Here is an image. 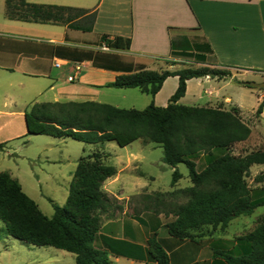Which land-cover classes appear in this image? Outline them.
Segmentation results:
<instances>
[{
    "label": "crops",
    "instance_id": "0c3cea01",
    "mask_svg": "<svg viewBox=\"0 0 264 264\" xmlns=\"http://www.w3.org/2000/svg\"><path fill=\"white\" fill-rule=\"evenodd\" d=\"M26 1L97 9V16L90 31L63 23L22 21L8 18L6 0H0V142L5 144L25 131L15 125V119L25 117V112L30 110L19 107L21 97H29L32 104L39 102L36 101L39 96L51 94L52 100L48 101L95 100L117 106L110 99L118 98L120 93L116 90H127L110 86L118 75L143 68L166 69L164 60L171 58L174 52L193 53L199 48L200 63L228 69L232 74V78L206 75L189 79L186 93L178 101L183 105L226 110L237 107L244 120L245 86L258 87L235 83L246 81L243 76L249 74L261 75L264 80V70H261L264 69V0ZM103 36L108 40L115 36L131 38V46L128 49L110 47ZM77 65L80 71L70 80ZM178 86L179 76L172 75L154 97L136 88L150 96L141 99L147 106L152 101L158 106H167ZM258 89L256 105L264 97V91ZM259 118L264 120V109ZM260 119L257 123H262ZM257 123L250 125V137L237 145L247 144ZM143 144L145 148H155L156 143L143 140ZM102 153L106 159L108 155ZM144 158L139 152L127 153L126 159L116 167L117 173L102 185L115 199V204L102 214L95 246L109 252L110 264H146L148 240L156 232L170 254L171 264H227L215 251L241 253L246 250L237 237L233 240L218 237L217 242L229 241L234 245L227 249L217 247L213 237L226 233V228L210 227L184 240L172 236L167 223L174 217L162 210L157 212L155 195L162 191L149 190L150 181L156 176L140 170L139 163H143ZM206 163L207 160L197 169H204ZM260 170H264V165L255 164L250 173L256 176ZM178 182L172 190L179 189Z\"/></svg>",
    "mask_w": 264,
    "mask_h": 264
},
{
    "label": "trees",
    "instance_id": "16d2710c",
    "mask_svg": "<svg viewBox=\"0 0 264 264\" xmlns=\"http://www.w3.org/2000/svg\"><path fill=\"white\" fill-rule=\"evenodd\" d=\"M6 16L22 21L63 23L90 31L97 9L6 0ZM103 38L116 49L131 46V38ZM229 74L228 69L209 65L162 70L143 68L123 73L110 86L138 87L153 97L169 76H179V86L167 106H158L152 101L144 109L122 108L95 100L35 102L25 112L26 135L71 137L88 144L115 141L121 147L137 139L156 143L163 148V161L174 168L172 186L182 177L177 169L180 163L188 166L192 182L189 187L155 195L157 212L162 210L174 217L167 223L169 233L184 240L194 238L196 231L210 227L225 229L233 219L251 215L264 206V195L254 197V189L247 180L253 165H264V148L246 154L230 151L234 144L247 140L252 133L237 107L226 110L187 106L178 101L185 95L189 79ZM263 109L264 97L256 114L260 116ZM3 147L5 143L0 142V149ZM215 150L220 153L216 154ZM200 152L209 156L202 170L197 169L195 161ZM104 159L105 155L98 151L80 157L66 204L54 203L55 211L51 217L23 190L18 178L9 171L0 172V219L7 233L30 244L72 252L76 264H110L109 252L95 246L102 214L115 204V199L103 190L102 185L117 173V168ZM261 176L256 175V180H263ZM168 194L172 197L182 194L187 201L166 204L163 196ZM164 204L167 211L160 209ZM240 240L245 242L244 252L235 255L219 250L215 254L224 257L227 264H264V218ZM148 254L146 264H171L170 254L158 239L157 232L148 240Z\"/></svg>",
    "mask_w": 264,
    "mask_h": 264
},
{
    "label": "rangeland",
    "instance_id": "374dc122",
    "mask_svg": "<svg viewBox=\"0 0 264 264\" xmlns=\"http://www.w3.org/2000/svg\"><path fill=\"white\" fill-rule=\"evenodd\" d=\"M198 52H201L199 48H196V52L193 53L188 50L179 54L174 52L171 58L164 60V65L166 69L204 66V64L199 62L201 58ZM260 76L249 74L243 77L246 81L253 80L261 83L264 80ZM235 84L238 85L241 83L236 81ZM125 88L127 90H116L118 91L116 93L120 94L117 95V99H110L111 103L118 104L117 106L122 108L144 109L147 107L148 103L142 102L141 99H148L151 94L149 96L136 87ZM260 89L264 91V88ZM258 92V88L248 89L245 86L242 106L246 112L244 113V121L249 125H254L260 119L256 114L260 104L256 105ZM51 97V94L42 95L36 101L52 100ZM27 98L29 97L25 96L18 100L19 107L30 109L32 103ZM249 112L253 113L249 114ZM260 120L262 123L258 122L256 124L254 135L249 139L247 144H241V146L234 144L230 149L231 152H241L244 154L245 151L264 148V120ZM16 124H18L19 130L22 129L25 131L20 137L7 142L5 147L0 149V169L1 171L7 170L16 175L20 179L24 191L39 204L42 211L48 216H53L54 214V203L61 206L66 204L70 183L79 158L89 155L94 151L106 153L108 157H106L105 162L116 167L121 165L120 161L126 159L127 153L133 152L135 154L139 152L145 157L142 159L143 163H139L140 170L156 176L155 179L150 181L149 190L152 192H165L173 189L172 180L174 169L162 160L163 148L159 145L154 144L155 148H145L143 140L138 139L128 147H121L115 141H109L103 144H88L71 137L57 138L46 134L26 135L27 127L25 117H17L15 119ZM225 152H227L226 149ZM215 153H220V150H215ZM207 157L208 155L204 152H200L195 156L197 166L202 165L206 160L208 162ZM151 160L153 162H150ZM177 169L182 174L177 188L191 186L192 182L189 176L188 166L185 163H180ZM253 169L257 170V166H254ZM259 173L262 175L261 179L263 180H256L254 172L247 178L251 185H255L253 191L254 197L264 195V170H260L257 175H260ZM163 198L166 204L187 201V197L182 194L175 197L168 194L163 196ZM166 204L160 206V209L167 211ZM263 218L264 206L257 208L251 215H242L236 218L226 228V233L219 234L217 237L215 234L213 240L216 241L215 244L220 249H227L233 246L234 243L229 241L217 242L218 237L228 238L230 240L237 237L238 241L243 245L245 242L244 240H240V237L250 232L251 229H254ZM231 254L236 255L239 253L232 251ZM0 264H76V259L75 254L72 252L53 246L30 244L9 235L4 222L0 219Z\"/></svg>",
    "mask_w": 264,
    "mask_h": 264
},
{
    "label": "water",
    "instance_id": "95a60500",
    "mask_svg": "<svg viewBox=\"0 0 264 264\" xmlns=\"http://www.w3.org/2000/svg\"><path fill=\"white\" fill-rule=\"evenodd\" d=\"M228 77L232 78V74H229ZM244 83L248 86H251V87L264 88V81L261 83H258V82L253 81V80H247V81H244Z\"/></svg>",
    "mask_w": 264,
    "mask_h": 264
},
{
    "label": "built area",
    "instance_id": "2783aa9c",
    "mask_svg": "<svg viewBox=\"0 0 264 264\" xmlns=\"http://www.w3.org/2000/svg\"><path fill=\"white\" fill-rule=\"evenodd\" d=\"M57 66H59V63H56ZM80 71V66H76L75 74L70 76V80H73L77 74V72Z\"/></svg>",
    "mask_w": 264,
    "mask_h": 264
}]
</instances>
